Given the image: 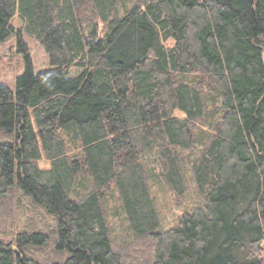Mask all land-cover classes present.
Wrapping results in <instances>:
<instances>
[{"label": "trees", "instance_id": "1", "mask_svg": "<svg viewBox=\"0 0 264 264\" xmlns=\"http://www.w3.org/2000/svg\"><path fill=\"white\" fill-rule=\"evenodd\" d=\"M16 18L0 264H264V0H0V41ZM149 153L177 206L202 200L169 228ZM25 198L52 222L20 227Z\"/></svg>", "mask_w": 264, "mask_h": 264}, {"label": "rangeland", "instance_id": "2", "mask_svg": "<svg viewBox=\"0 0 264 264\" xmlns=\"http://www.w3.org/2000/svg\"><path fill=\"white\" fill-rule=\"evenodd\" d=\"M13 24L15 31L12 32L7 39L0 41V80L8 86L15 88L16 77L25 71V61L17 52L16 31L20 26V21L16 18ZM23 40L28 45L29 54L34 62L36 72L48 68L50 64L43 47L35 39L27 35L23 36ZM79 73L80 70L78 68H73L70 71V77H75ZM144 161L149 169L154 196L157 199L158 210L163 218V226L169 228L176 224L181 214L193 206L200 205L202 200L198 199L193 193L188 199L184 200L181 206H177L175 203V196L168 190H165L163 184H161L159 177L160 166L154 155L151 153L147 154ZM30 212L37 213L46 222H52V218L45 211L33 205L30 199L25 198L23 200V209L20 212L18 220V225L20 227L24 226ZM3 238L5 241H9L11 236Z\"/></svg>", "mask_w": 264, "mask_h": 264}]
</instances>
